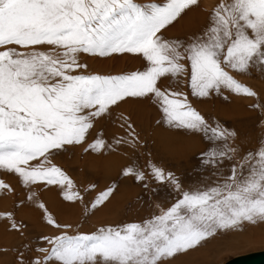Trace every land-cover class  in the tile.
<instances>
[{
  "label": "snow or ice",
  "instance_id": "6c2138e0",
  "mask_svg": "<svg viewBox=\"0 0 264 264\" xmlns=\"http://www.w3.org/2000/svg\"><path fill=\"white\" fill-rule=\"evenodd\" d=\"M194 6L198 0H0V170L17 176L25 189L55 187L63 200L94 215L116 189L86 202L53 161L87 143L95 124L129 100L157 108V124L200 134L209 143L193 169L199 179L187 187L151 160L147 172L135 163L123 169L152 195L159 189L149 180L178 196L167 207L151 201L155 210L141 220L69 234L73 225L57 223L38 204L47 224L62 231L39 237L48 247L21 245L15 264H174L218 235L264 224V134L258 148L243 152L247 137L218 120L210 123L180 89L186 85L198 99L224 91L255 98L251 107L264 112L260 94L239 79L253 73L264 79V0H220L198 32L166 38L163 31ZM125 53L139 55L144 70L86 74L81 62ZM125 123L126 137L106 144L100 134L85 151L136 150L139 134ZM259 126L264 129V117ZM5 189L9 185L0 180ZM36 196L31 191L27 199ZM5 217L21 230L13 213L0 214Z\"/></svg>",
  "mask_w": 264,
  "mask_h": 264
},
{
  "label": "rangeland",
  "instance_id": "374dc122",
  "mask_svg": "<svg viewBox=\"0 0 264 264\" xmlns=\"http://www.w3.org/2000/svg\"><path fill=\"white\" fill-rule=\"evenodd\" d=\"M140 2L162 4L165 0ZM219 2L220 0H198V6L192 7L182 19L163 31L164 36L184 39L198 32L207 24L209 14ZM81 62L88 65L86 74L119 75L142 71L145 67V61L139 55L128 53L114 54L111 58L84 56ZM239 79L257 91L260 94L259 102L264 104V79H258L255 73L251 77ZM162 83L168 84L169 81L163 80ZM180 89L188 94L192 106L210 123L218 120L225 127L235 129L241 137H247L242 145L243 152L258 148V138L264 134V129L259 126L264 112L251 107L257 103L255 98H244L224 91L220 96L198 99L191 96L190 88L186 85L182 84ZM159 115L157 108L148 103L132 100L122 102L118 107H112L108 118L95 124L87 137V143L54 158L53 162L75 182L86 202H91L109 187L116 189L109 201L95 211L94 215H86L90 209H85L82 204L63 200L55 187L51 190L43 186L25 189L17 176L0 170V180L9 185V189L0 190V214L13 213L14 220L21 226V230H15L11 227V221L6 217L0 218V264H15L16 253L18 250L23 251V244H29L34 250L48 247L39 237L59 235L62 231L47 224L44 209L38 207L40 203L46 206L47 214L57 223L73 225L68 231L69 234H74L77 230L90 233L102 225L141 220L155 210L149 207L151 201L159 202L164 207L175 202L178 196L167 186L149 180L152 188L159 189L158 194L152 195L141 184L122 175L123 169L133 163L147 172L146 164L151 160L166 171L175 173L185 187L199 179L193 169L199 164L201 153L209 147V143L200 134H186L182 130L157 124ZM126 121L139 134L141 143L136 150H126V146H122L115 152L109 149L100 152H93L91 149L85 151L100 134L106 144H114V138L126 137L129 131ZM224 167H228V162H225ZM92 185L95 187L92 188ZM31 191L37 193L34 202L27 199ZM138 197H143L139 204ZM21 201L24 203H20ZM262 250L264 224L245 225L241 231L210 239L203 247L190 251L187 256H181L174 264H225L237 256Z\"/></svg>",
  "mask_w": 264,
  "mask_h": 264
},
{
  "label": "water",
  "instance_id": "95a60500",
  "mask_svg": "<svg viewBox=\"0 0 264 264\" xmlns=\"http://www.w3.org/2000/svg\"><path fill=\"white\" fill-rule=\"evenodd\" d=\"M225 264H264V250L237 256Z\"/></svg>",
  "mask_w": 264,
  "mask_h": 264
}]
</instances>
